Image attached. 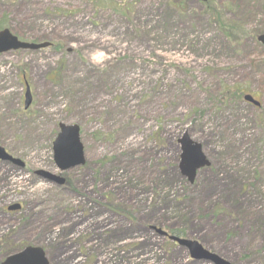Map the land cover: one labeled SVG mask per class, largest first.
Here are the masks:
<instances>
[{"label": "rangeland", "instance_id": "rangeland-1", "mask_svg": "<svg viewBox=\"0 0 264 264\" xmlns=\"http://www.w3.org/2000/svg\"><path fill=\"white\" fill-rule=\"evenodd\" d=\"M248 1L0 0V30L54 44L0 54V145L25 164L0 162V243L36 241L50 264H215L173 235L230 264H264V46L246 39L264 30V0ZM217 13L240 23L245 51ZM228 89L242 94L224 99ZM60 122L81 127L86 159L64 188L36 174L60 172ZM184 132L210 161L193 184ZM23 217L55 224L27 234Z\"/></svg>", "mask_w": 264, "mask_h": 264}, {"label": "water", "instance_id": "water-1", "mask_svg": "<svg viewBox=\"0 0 264 264\" xmlns=\"http://www.w3.org/2000/svg\"><path fill=\"white\" fill-rule=\"evenodd\" d=\"M209 1V0H199ZM258 40L264 44V34L258 37ZM49 42L40 44L22 42L9 29L0 31V53L10 50L18 49H31L36 50L49 46ZM244 100L254 105L259 106L260 102L255 100L251 95H245ZM32 96L30 88L27 85L25 94V108L31 104ZM182 144V154L180 168L184 176H186L190 183H193L197 171L203 167L210 166V161L203 152L202 145L191 139L188 132H185L180 139ZM54 160L57 167L61 171L70 170L86 162L84 154V146L80 139V126L77 124L70 125L60 123V132L58 133L55 141L53 142ZM0 160L11 161L14 164L24 167L25 164L20 159L11 156L2 146H0ZM37 174L46 178L48 181L63 185L66 179L62 175H56L48 171L39 170ZM20 206L13 205L11 209H18ZM161 232V230L158 229ZM167 234L165 232H162ZM179 245L186 247L190 250L191 256L194 259L203 258L213 261L215 264H230L225 259L219 257L217 254L212 253L205 249L198 241L189 238H182L178 236H170ZM4 264H49L44 250L38 246H28L23 250L9 255Z\"/></svg>", "mask_w": 264, "mask_h": 264}, {"label": "flooded vegetation", "instance_id": "flooded-vegetation-1", "mask_svg": "<svg viewBox=\"0 0 264 264\" xmlns=\"http://www.w3.org/2000/svg\"><path fill=\"white\" fill-rule=\"evenodd\" d=\"M9 163V162H8ZM14 204H9L8 206H6L4 208V215L6 214V216H9V215H13L15 214L16 212L22 210L23 208V205L22 204H19L18 206H20L17 210H14V209H11L10 207H12ZM22 223V227H26L25 230L27 231L26 233L27 234H31L33 231H37L39 230L38 232L40 233L42 231V228L43 226H45L44 228L48 229L51 228L54 224H55V221L54 220H47L45 222V224H42L39 226V228L37 230H35L36 228L35 227H32L30 226V220H27V218H22L20 221H18L17 223L20 225V223ZM8 225V224H7ZM18 226L17 225H14L13 226V230H15ZM8 228V227H7ZM19 228V227H18ZM41 229V230H40ZM7 230V229H6ZM11 230V228H9L5 234V236L9 233V231ZM35 232H33L32 234H34ZM4 236V235H3ZM8 238V237H7ZM5 239V238H4ZM12 239V240H11ZM11 239L9 240L8 238V241H7V244L6 246L4 245V242L0 243V250L1 252L3 251V257H2V260L0 261V264H4L6 258L13 254V253H16V252H19L20 250L24 249L25 247L27 246H39V247H42L44 250H45V254L47 255V249L45 246L41 245L40 243L36 242V241H33V240H27L25 242H21V244H19L17 247H11L10 245L13 243L15 244L16 243V240H18L17 238V234L14 233V235L11 236ZM12 241V242H11ZM13 248V249H11Z\"/></svg>", "mask_w": 264, "mask_h": 264}, {"label": "trees", "instance_id": "trees-1", "mask_svg": "<svg viewBox=\"0 0 264 264\" xmlns=\"http://www.w3.org/2000/svg\"><path fill=\"white\" fill-rule=\"evenodd\" d=\"M242 1V0H241ZM244 3H247L248 4L250 3V1L248 0H243ZM233 8H235L236 6H231ZM241 8L243 6H240ZM223 13H217L215 16H213L214 19H212L211 17V22L214 23L217 28L218 26H220L222 32H224V35L227 36V38L229 39V41L232 43L231 45H233L232 47L234 48L233 50L234 51H238L239 49H242V51H245V48H244V44H242L241 39L239 38H236L235 34H234V31H238L239 29L237 28L238 25H240V23L238 21H234V20H230V19H227L224 15V17L222 16ZM234 18H240L239 15H234ZM264 32V30H261V31H258V32H255L251 37H248L246 39H250L252 40L253 42L256 41V36L257 34L261 33V32ZM242 94V92H240L239 90H236L234 91L233 89H228L225 91V93L223 94V97L224 99H227L229 96L230 97H239L240 95ZM221 104L222 102L219 101V105L217 107H221ZM261 126H264V120H261Z\"/></svg>", "mask_w": 264, "mask_h": 264}]
</instances>
